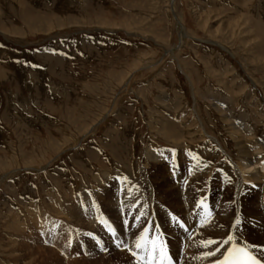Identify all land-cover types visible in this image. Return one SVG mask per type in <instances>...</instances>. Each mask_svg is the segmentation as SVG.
Returning a JSON list of instances; mask_svg holds the SVG:
<instances>
[{
  "label": "rangeland",
  "instance_id": "rangeland-1",
  "mask_svg": "<svg viewBox=\"0 0 264 264\" xmlns=\"http://www.w3.org/2000/svg\"><path fill=\"white\" fill-rule=\"evenodd\" d=\"M248 139L264 149V0H0V264H142L145 229L204 264L186 240L226 213L216 232L264 257Z\"/></svg>",
  "mask_w": 264,
  "mask_h": 264
},
{
  "label": "bare ground",
  "instance_id": "bare-ground-1",
  "mask_svg": "<svg viewBox=\"0 0 264 264\" xmlns=\"http://www.w3.org/2000/svg\"><path fill=\"white\" fill-rule=\"evenodd\" d=\"M172 2H173V0H172ZM179 20L180 19H178V22H179ZM183 29V26L181 25V22H179V25H178V31H179V33L181 34V36L184 34V30H182ZM183 37V36H182ZM217 104V103H216ZM217 107V106H216ZM224 107V106H223ZM218 108V107H217ZM220 108V107H219ZM221 109V108H220ZM228 113V112H227ZM228 115V114H227ZM227 115H225L226 117H227ZM229 115H231L230 114V112H229ZM228 115V116H229ZM183 120V119H182ZM231 120V119H230ZM241 123V122H240ZM234 125H235V123H234ZM245 124H242L241 126H244ZM247 127V126H246ZM246 127H245V129H246ZM232 128V127H231ZM235 128V127H234ZM236 129V128H235ZM244 129V128H243ZM201 130L202 131H204V129H203V127L201 126ZM232 130H234V129H232ZM247 131H249L250 133L252 132V130L251 129H248ZM235 132H236V130H235ZM242 132V131H241ZM239 133V132H238ZM247 133V132H246ZM165 134V133H164ZM240 134H242V133H240ZM166 138H172V139H174V135H173V133L171 132V131H169V132H166ZM164 136V137H165ZM241 136V135H240ZM243 136V135H242ZM252 137V136H251ZM237 139V138H236ZM240 139V138H239ZM169 140V139H168ZM238 140V139H237ZM249 140V141H248ZM247 141H246V143H244V145H240L239 146V149H240V161H238V165L236 166V168H237V170L238 171H240V175L242 176V178L245 180V182H247V181H253L254 182V180H256L255 182H254V184H256V185H259L260 186V183H258V178H259V176H261V177H263L264 178V149H262L261 147H260V145L258 144V143H254L253 142V140H251L250 141V139H248ZM172 141V140H171ZM255 141V140H254ZM176 142V141H175ZM242 142H243V140H242ZM259 142V141H258ZM240 143V142H239ZM243 144V143H242ZM179 145V144H178ZM147 158L151 161V160H156V155H149V153H148V156H147ZM105 179V178H104ZM221 179V178H220ZM260 180V179H259ZM244 182V181H243ZM258 183V184H257ZM242 184V183H241ZM253 184V183H252ZM243 187V185H239V189L241 190V188ZM181 194V193H180ZM178 197H180V196H178ZM186 199V198H185ZM181 200H182V198H181ZM225 200V199H224ZM183 202V201H182ZM225 202V201H224ZM152 203V202H151ZM155 203V202H154ZM169 205V204H168ZM171 205V204H170ZM169 205V206H170ZM183 205V204H182ZM151 208V207H150ZM154 210V212L157 214V217H155V214H153V215H151V221H152V223H153V228L156 230L157 229V235L156 236H159L160 238H162L163 239V237H164V227H163V225H164V223H165V218H164V215H163V213L166 215V214H169V212L168 211H166V212H163V213H161V211H159L158 209H153ZM223 211V210H222ZM225 211V210H224ZM68 214H70V213H68ZM150 215V214H149ZM226 215H227V213L226 214H224V217L226 218ZM222 216V215H221ZM166 217V216H165ZM224 217H223V219H222V217L220 218L219 217V219H220V221L218 220L217 222V224H215V226H212L211 225V227L209 228V229H207L206 231L204 230V232L202 231V228H203V224L200 226V230L199 231H197L196 232V234H194V236L193 237H191L190 239H192V238H194V240L193 241H190V239H187L186 240V242H187V245H188V247H189V250L186 252L187 253V255L189 256V255H196L197 253L198 254H200L201 252H202V250H209V251H215V248L214 249H211V246H209V247H207V248H205L203 245L202 246H200V244H199V240H202L203 239V237L206 235V234H208L209 235V233H213V232H216L217 231V228H219V224H222V223H224V221H225V219H224ZM34 219V218H33ZM169 219V218H168ZM227 219V218H226ZM163 220V221H162ZM167 220V219H166ZM211 221V220H210ZM214 221V220H213ZM151 223V224H152ZM213 223V222H212ZM185 224V223H184ZM188 226V228H190L191 227V223H186ZM209 224H211V223H208V225ZM223 225V224H222ZM175 228L176 229H174V231L175 230H177V226L175 225ZM204 228H205V226H204ZM223 228V227H222ZM169 229H171L172 231H173V227H172V225H169L168 226V228L166 229V232L168 233L169 232ZM236 230V229H235ZM184 231V230H183ZM183 231H181L178 235H177V239H178V237L179 238H181V239H183L184 238V235H186V233H184ZM225 231H227V228H226V230ZM224 230H219L218 232H216V233H214L213 234V237L214 238H219V239H225L226 238V234L227 235H229L228 234V232L226 233ZM155 234H153V236H154ZM234 235V234H233ZM235 236V235H234ZM32 237V236H31ZM37 237V236H36ZM236 237V236H235ZM243 239V238H242ZM164 240V239H163ZM244 241V240H243ZM242 240H240V239H238L237 237H236V243H237V245L239 244V245H243L244 247H247L249 250H251L253 253H255L254 251L255 250H253L250 246H248L247 244H245V242H243ZM232 245H231V243L229 244V245H225V249L223 250V252H222V254H220V255H218V254H216V256H213V257H206V259L207 260H205V263L204 264H215V260L217 259V258H219V259H223V256L224 255H226L225 253H226V251H227V249L229 248V247H231ZM20 248V247H19ZM40 249L38 250L39 251V257L40 258H42V260H43V258H44V256L43 255H45L46 253H47V250L45 249L44 250V248L43 247H39ZM213 248V247H212ZM51 252V251H50ZM54 252V251H53ZM53 252H51V253H53ZM55 253V252H54ZM173 253H174V255H175V257L176 258H179V256H177V254H176V252L173 250ZM257 255V254H256ZM57 257V256H56ZM55 257V258H56ZM259 257H260V255H259ZM46 259V258H45ZM42 260H40V261H42ZM75 260H76V258H75ZM188 260V259H187ZM36 261V260H35ZM43 262V261H42ZM74 262V261H73ZM187 262V261H186ZM41 263V262H40ZM77 263H79V262H76V264ZM44 264V263H43ZM181 264H184V262L183 263H181ZM194 264V263H193Z\"/></svg>",
  "mask_w": 264,
  "mask_h": 264
},
{
  "label": "snow or ice",
  "instance_id": "snow-or-ice-1",
  "mask_svg": "<svg viewBox=\"0 0 264 264\" xmlns=\"http://www.w3.org/2000/svg\"><path fill=\"white\" fill-rule=\"evenodd\" d=\"M198 207L203 206L204 209H208V204L205 203V201L202 199L198 202ZM143 215V213H141ZM208 218H211V211H207ZM134 219H139V217H134ZM172 221L177 222L178 226L181 229H184L185 232H187V229L185 228V224L183 222L178 221L177 216L173 215L171 217ZM201 224L205 223V217L202 216L200 220ZM103 223H106L103 222ZM127 221H124V224H127ZM237 225L241 223L239 219L235 222ZM113 236L116 235L115 229H110ZM148 236V230L145 229L144 234L136 241L135 247L137 249H146V243ZM231 243V247L227 249V254L223 256V259L217 258L215 260V264H264V257L258 258L256 255L253 254V252L249 251L247 247H240L236 243V237L234 235H226L225 239L222 240H213V239H207L204 241H201V244L207 248L210 245H216L215 251H206L203 253L205 257H213L216 255V252H219L221 247L225 245H229ZM129 251H131L129 249ZM159 252V264H173V260L171 257L168 256L167 251L165 249L164 241L157 238L152 241V248H151V254L153 256V259L149 261V264H156V253ZM132 255H137L136 252H133Z\"/></svg>",
  "mask_w": 264,
  "mask_h": 264
}]
</instances>
